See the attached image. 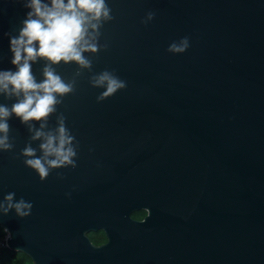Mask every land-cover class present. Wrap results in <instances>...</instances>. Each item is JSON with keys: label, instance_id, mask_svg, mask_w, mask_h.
<instances>
[{"label": "water", "instance_id": "95a60500", "mask_svg": "<svg viewBox=\"0 0 264 264\" xmlns=\"http://www.w3.org/2000/svg\"><path fill=\"white\" fill-rule=\"evenodd\" d=\"M106 2L114 19L99 43L109 47L84 54L91 72L58 106L77 167L41 182L15 158L29 142L40 155L41 141L8 121L15 147L0 152V201L15 192L33 203L26 218L0 215L9 249L34 264H264V0ZM28 11L0 0V70H16L5 33L18 35ZM185 36V52L167 51ZM45 63L32 65L38 81ZM54 67L66 81L77 70ZM104 70L127 87L97 102L104 89L89 77ZM98 231L105 244L90 239Z\"/></svg>", "mask_w": 264, "mask_h": 264}, {"label": "clouds", "instance_id": "9594fccd", "mask_svg": "<svg viewBox=\"0 0 264 264\" xmlns=\"http://www.w3.org/2000/svg\"><path fill=\"white\" fill-rule=\"evenodd\" d=\"M24 7L30 11L26 13L18 35L5 33L10 38L11 64L16 70H0V95L5 99L15 98V103L10 107L0 104V152H12L15 147L8 123L15 116L31 133L30 141H41L40 155L29 142L15 158L23 157L24 165L43 182L54 169L77 167L79 142L66 126V117L63 112H58V106L65 96L75 93L78 78L84 70L91 72L93 62L84 54H96L109 47L99 41L104 24L114 17L106 0H24ZM154 18L155 12L149 11L141 23L147 25ZM189 47V37L185 36L179 42L171 43L167 51L183 53ZM38 59L47 61L41 69L43 79L39 81L32 71V65ZM61 62L65 65L74 62L77 66L70 80L66 81L56 71L54 66ZM89 84L104 89L96 97L97 102L127 87L126 81L109 70L91 75ZM53 115L56 116V127L49 129L48 122ZM33 121L40 122L39 128ZM58 177L63 179L62 175L58 174ZM15 197V192L3 197L0 215L14 211L22 219L30 216L33 203Z\"/></svg>", "mask_w": 264, "mask_h": 264}, {"label": "trees", "instance_id": "16d2710c", "mask_svg": "<svg viewBox=\"0 0 264 264\" xmlns=\"http://www.w3.org/2000/svg\"><path fill=\"white\" fill-rule=\"evenodd\" d=\"M133 217H136L133 214ZM5 230L0 226V237L5 234ZM90 239L94 244H99L105 238L102 234L91 233ZM0 264H34L32 259L22 252L6 249L0 252Z\"/></svg>", "mask_w": 264, "mask_h": 264}, {"label": "flooded vegetation", "instance_id": "af4514ba", "mask_svg": "<svg viewBox=\"0 0 264 264\" xmlns=\"http://www.w3.org/2000/svg\"><path fill=\"white\" fill-rule=\"evenodd\" d=\"M134 214L136 215V217H134V219H136L137 221H143L146 218V216L148 215V211L147 210H141V211L135 212ZM91 233H93V234L94 233H96V234H102V235L105 236V238L103 239V241L100 242L99 244H96V245H102V244H105L107 242V237H106V234H105L104 231L91 232ZM91 233H89V236H90Z\"/></svg>", "mask_w": 264, "mask_h": 264}, {"label": "built area", "instance_id": "2783aa9c", "mask_svg": "<svg viewBox=\"0 0 264 264\" xmlns=\"http://www.w3.org/2000/svg\"><path fill=\"white\" fill-rule=\"evenodd\" d=\"M9 237V233L5 232V234L0 237V252L6 249H9L7 238Z\"/></svg>", "mask_w": 264, "mask_h": 264}]
</instances>
